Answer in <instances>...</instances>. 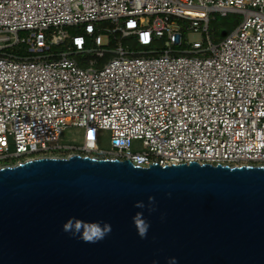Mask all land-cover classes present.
I'll use <instances>...</instances> for the list:
<instances>
[{"label": "built area", "instance_id": "2783aa9c", "mask_svg": "<svg viewBox=\"0 0 264 264\" xmlns=\"http://www.w3.org/2000/svg\"><path fill=\"white\" fill-rule=\"evenodd\" d=\"M75 155L264 167V0H0V168Z\"/></svg>", "mask_w": 264, "mask_h": 264}, {"label": "water", "instance_id": "95a60500", "mask_svg": "<svg viewBox=\"0 0 264 264\" xmlns=\"http://www.w3.org/2000/svg\"><path fill=\"white\" fill-rule=\"evenodd\" d=\"M0 264H264V167L0 168Z\"/></svg>", "mask_w": 264, "mask_h": 264}, {"label": "rangeland", "instance_id": "374dc122", "mask_svg": "<svg viewBox=\"0 0 264 264\" xmlns=\"http://www.w3.org/2000/svg\"><path fill=\"white\" fill-rule=\"evenodd\" d=\"M213 17H214V21L210 25V31H212V28H214L215 25H220L224 29H226V31H231L241 20V17H238L236 15H229L225 18H221L217 15ZM189 38L192 41L198 39L197 36H191ZM134 49H137V48H134ZM14 52L16 51L14 50ZM79 136H80V133L78 131H74V130L66 131L60 140V145L81 146L82 145L81 140H78ZM76 139H77V142H73V140H76ZM109 140H110V135L108 132L100 133L99 140L96 146L97 150L104 151V152L110 151Z\"/></svg>", "mask_w": 264, "mask_h": 264}, {"label": "trees", "instance_id": "16d2710c", "mask_svg": "<svg viewBox=\"0 0 264 264\" xmlns=\"http://www.w3.org/2000/svg\"><path fill=\"white\" fill-rule=\"evenodd\" d=\"M234 29V28H233ZM232 29V30H233ZM231 30V31H232ZM231 31H226V29H224L222 26H220V25H215L214 26V28H212V36H213V39H214V41L215 42H219V41H221L222 40V32H225L226 34H228L229 32H231ZM133 47H135L136 48V44H133ZM17 49V50H16ZM15 51H19V49L18 48H15L14 49Z\"/></svg>", "mask_w": 264, "mask_h": 264}]
</instances>
